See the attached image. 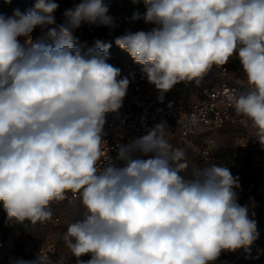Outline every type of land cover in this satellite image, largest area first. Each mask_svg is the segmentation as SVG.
<instances>
[{"label": "clouds", "instance_id": "clouds-1", "mask_svg": "<svg viewBox=\"0 0 264 264\" xmlns=\"http://www.w3.org/2000/svg\"><path fill=\"white\" fill-rule=\"evenodd\" d=\"M131 2L146 9L132 21L152 27L125 30L114 43L158 98L181 82L199 85L235 57L248 89L226 100L264 150V0ZM58 8L36 0L26 12L0 14V203L10 222L36 235L52 221V204L68 202L67 254L53 262L40 250L14 264H217L250 246L257 225L251 200L239 203V176L190 160L166 122L100 163L106 117L123 106L130 79L108 63L110 43L83 49L74 33L118 25L105 0H80L56 26Z\"/></svg>", "mask_w": 264, "mask_h": 264}, {"label": "built area", "instance_id": "built-area-1", "mask_svg": "<svg viewBox=\"0 0 264 264\" xmlns=\"http://www.w3.org/2000/svg\"><path fill=\"white\" fill-rule=\"evenodd\" d=\"M125 1H128L130 6L121 7L120 3ZM70 2L74 7L80 0H70ZM105 3L109 8V15L118 25L117 28L137 31L152 27L143 20L131 19L134 12L139 11L143 14L146 11L143 3L134 4L131 0H105ZM15 7L22 13L27 10L21 5ZM13 14L14 12L6 17ZM32 35L34 39L40 37L41 29L37 28ZM75 38L79 42L78 35ZM109 56L108 63L120 68L121 77H129L130 84L121 109L106 117L104 139L107 150L105 157L100 161L102 165L108 162V156L115 160L118 144H126L130 139L145 134L148 129L161 122H166L169 131L172 132L169 138L174 146L185 148L188 154L204 159L210 158L216 147L215 137L209 134L212 130L228 125L245 127L226 100L230 92L239 93L248 89L247 79L235 57L225 66L214 67L199 85L183 82L175 85L161 101L158 98V91L148 83L141 73L140 66L134 63L130 56H116L110 51ZM193 120L195 123L192 122ZM252 135L254 136V130ZM193 149H199V152H194ZM205 150L209 152L207 157L202 155ZM68 195L71 198L72 194ZM58 203L65 205L59 208L52 204V221L39 229L36 235L27 230L25 225L10 222L6 212L0 213V264H14V261L20 258L34 259L35 254L40 250L50 256L55 250V243L50 240L44 241L43 233L47 232L49 227L64 222L68 213V202H54V205ZM260 235L261 232L258 231L253 243ZM246 249L243 248L217 264H264V258L246 261L243 256Z\"/></svg>", "mask_w": 264, "mask_h": 264}, {"label": "rangeland", "instance_id": "rangeland-1", "mask_svg": "<svg viewBox=\"0 0 264 264\" xmlns=\"http://www.w3.org/2000/svg\"><path fill=\"white\" fill-rule=\"evenodd\" d=\"M56 2L59 4V8L55 12L56 26H58L63 23V13L66 9L71 8V2L70 0H56ZM120 4L121 7L130 6L128 1L121 2ZM15 6L19 5L12 4L4 6L3 15L8 16L13 13L17 9ZM28 10L29 9L26 11ZM124 32L125 30L123 28H90L84 25L78 29L74 35H78V46H82L83 49L90 48L91 41L96 39H108L111 44V48L109 49L110 53L121 56L128 55V53L118 48L114 43V39ZM252 130L251 127L246 128L240 125H228L218 130H212L209 134L215 137L216 147L211 157L204 159L193 154L188 155L190 160H196L201 164L216 163L229 166L231 173L234 176H239L242 188L239 203L246 204L251 200L252 206L250 207L249 216L256 221L257 232L259 231L262 233V231H264V150L254 141L255 138L252 135ZM247 140L248 142L245 147L237 146L244 144ZM64 205L65 203H58L55 205L53 203V206L59 208H63ZM1 212L5 213L2 203H0V213ZM66 219L62 223L49 227L47 232L43 233L44 241L50 240L55 243V250L50 254L51 259L55 261L67 254V249L64 247L61 240L62 234L66 230ZM242 249L243 248L231 253H222L218 262L230 255L240 252ZM254 256L264 258V255H261L258 250L254 253ZM85 259H87V257H85Z\"/></svg>", "mask_w": 264, "mask_h": 264}, {"label": "trees", "instance_id": "trees-1", "mask_svg": "<svg viewBox=\"0 0 264 264\" xmlns=\"http://www.w3.org/2000/svg\"><path fill=\"white\" fill-rule=\"evenodd\" d=\"M35 3H36V0H0V14H3V7L4 6H9L12 4H18V5L26 7L27 9H32L34 7ZM71 8H73L72 4H71ZM99 40H102L105 43H110V41L108 39H99ZM94 41H91L90 48L94 47ZM78 44H79V42H78ZM257 250L261 253V255H264V231H262L260 237L256 240V242L251 244L250 246H248L247 249L245 250V252L243 253L245 260L251 261L254 258H260V257L254 256V253Z\"/></svg>", "mask_w": 264, "mask_h": 264}]
</instances>
